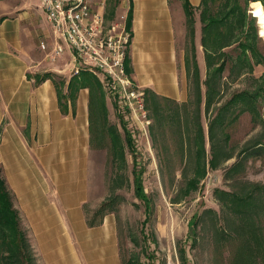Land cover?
I'll return each instance as SVG.
<instances>
[{
	"label": "crops",
	"instance_id": "1",
	"mask_svg": "<svg viewBox=\"0 0 264 264\" xmlns=\"http://www.w3.org/2000/svg\"><path fill=\"white\" fill-rule=\"evenodd\" d=\"M186 1L193 8L194 59L204 78L200 0ZM182 2L118 0L116 4L124 22L131 5L125 71L147 98L169 99L176 104L188 99ZM21 6L0 0V175L12 207L24 221L34 253L43 264H101L106 259L115 264L114 232L103 219L97 226H89L81 211L89 191L87 163L95 150L90 124L93 119L96 125L101 122L94 92L91 98L87 87L79 88L60 104L50 78L34 83L32 75L41 71L29 68L40 58L43 62L37 40L48 38L49 26L38 0L27 1L22 11ZM92 6L104 17L103 1ZM65 55L61 57L62 66H53L58 74L67 72L65 66L70 59ZM93 75L101 85L100 77ZM69 77L60 78L64 95ZM101 89L107 111L102 85ZM60 221L63 225L57 227L59 233L49 235L53 222ZM66 232L69 236L64 237ZM95 237L99 239L96 246Z\"/></svg>",
	"mask_w": 264,
	"mask_h": 264
},
{
	"label": "rangeland",
	"instance_id": "2",
	"mask_svg": "<svg viewBox=\"0 0 264 264\" xmlns=\"http://www.w3.org/2000/svg\"><path fill=\"white\" fill-rule=\"evenodd\" d=\"M11 1L22 5L19 8L22 11L26 8L27 1L36 0ZM89 1L92 5L103 1L104 17L107 22L118 19L119 8H116L118 0ZM247 12L249 17H254L258 37L255 45L264 57V23L262 21L264 11L260 6L251 7L248 4ZM191 40L193 41V38ZM191 40L185 24L183 48L188 96L193 89L189 77L192 67L188 62ZM194 56L196 57V54ZM61 59L55 62L57 66H62L64 61ZM36 62L32 63V68L29 69H38L40 73L49 72L55 81L71 76L74 65L69 60L65 66L67 72L58 74L55 71L56 67H53L55 64L51 66L44 60L43 63L41 58ZM262 69L263 66L254 65L250 74L228 76L227 68H225L222 72L219 102L212 104L207 114H204L203 107L202 109L200 107L199 116L204 141V157L202 158L204 174L199 178L196 189L188 193H185L183 189L194 171V146L189 139L191 131L188 130L192 127L190 112L193 111L194 104L189 103L192 97L189 96L180 104L169 99H155L162 111L158 110V113H154L151 106L146 103L142 88L139 87L143 93L144 108L150 120L144 135L131 120L127 109L117 110L131 134L136 160L144 168L141 179L149 199V211H145L143 203L133 195L131 175L133 163L130 152L124 146V163L118 159H112L108 137L99 130L101 122L99 121L96 125L95 119L92 120L90 140L95 150H92L87 163L89 168L85 178L89 191L81 204V211L87 222L94 221V226H97L103 219L106 226L109 225L114 232L117 254L115 264H125L129 257L136 259L138 264H226L228 251L233 248L226 238V235L230 233L228 221H236L237 218L225 212L215 198L213 190L241 189L242 184L247 181L264 182V87L259 93L257 102L259 118L251 119L247 111L236 114V110L240 109L238 102L225 113L221 124L217 121L211 122V119L216 114L217 108L223 105L231 94L241 90L252 92L253 89L260 87L261 82L255 78ZM202 72H199L200 80L203 79ZM201 88L204 90L203 85H200V91ZM104 98L108 108L105 122L117 129L122 140L123 133L115 108L118 106L105 90ZM232 111L235 114L233 118L231 117L233 113H230ZM210 122L212 128L208 139L206 129ZM257 142L262 144L260 150L253 155H247L250 151L247 148L254 147L253 144ZM242 149H247L246 154H241ZM222 151L223 154L226 153L231 157L224 160ZM213 152L217 153V156L215 166L211 167L208 160ZM236 161H238L236 167L229 169ZM102 203L105 204L101 207ZM261 219L264 221V218ZM188 221H194L191 227ZM53 224L56 227L49 229V235L52 236L59 233L57 229L59 224L63 225L61 221L53 222ZM18 227L24 233L30 247L32 264H43L41 258L38 259L37 254L34 253L24 221L19 219V216ZM66 235L69 236L67 232L63 236ZM98 243L99 239L95 237L94 246ZM181 250L185 254L183 262L180 261L179 256ZM101 264H110V261L106 259Z\"/></svg>",
	"mask_w": 264,
	"mask_h": 264
},
{
	"label": "trees",
	"instance_id": "3",
	"mask_svg": "<svg viewBox=\"0 0 264 264\" xmlns=\"http://www.w3.org/2000/svg\"><path fill=\"white\" fill-rule=\"evenodd\" d=\"M260 6L264 11V0H200L199 4V21L200 27V46L203 52L205 73L204 78L200 80L199 72L194 59L193 41V8L183 0L182 7L185 15V24L188 28L190 36V56L188 62L192 67L189 75L192 81V91L189 93L192 100L189 103L193 105L192 127L189 137L191 144L194 146V171L185 184L183 191L188 193L196 189L199 178L204 174V145L203 131L200 123V104L202 103L203 113L207 114L212 104L220 100V86L222 80V72L227 68L228 76H239L242 74H250L254 65L263 66L260 75L255 78L261 82V86L248 92L241 90L231 94L223 105L217 108L216 114L212 117V121L221 124L222 118L227 111H230L233 105L239 102L240 109L238 112H248L251 119L260 116L258 111V98L260 91L264 87V57L258 52L255 45L258 37L256 35V26L254 17H249L247 6ZM257 8V7H256ZM255 8V9H256ZM256 13V12H255ZM264 23V17H262ZM131 22V5L128 7L125 15V30L128 31L130 37ZM231 46V47H230ZM228 48V50H224ZM224 50V51H223ZM126 60H124L125 64ZM34 83H39L45 79H51L56 89L58 101H65L70 96L71 91L79 88L87 87L90 94L94 97L98 107L100 123V132L106 134L111 149V158L118 159L124 163V146L130 152L132 157V190L134 197L141 201L144 210L149 211V199L142 185L141 174L144 170L140 162L136 160L133 140L121 114L117 111L119 125L123 133V139L119 137L117 129L112 125L106 124V111L103 104V91L97 78L90 72L81 70L69 77L66 83V94L60 92L64 83L61 80L55 81L52 74L43 72L41 74H33ZM30 77V75H29ZM200 85H203V92L200 91ZM188 96V97H189ZM71 97V96H70ZM264 97V96H263ZM148 106L154 113L161 110L154 98L145 97ZM146 104V105H147ZM116 110L118 109L115 106ZM189 113V114H190ZM231 114L233 113L230 112ZM165 115V114H164ZM235 114H232V118ZM169 117H167L168 119ZM259 118V117H258ZM211 122L207 124V137L209 139L212 128ZM180 133V129H178ZM254 147L247 148L250 151L247 155L257 153L262 144L257 142ZM247 149H242L241 154H246ZM222 157L224 160L231 156L226 153ZM217 153L211 154L208 163L214 167ZM238 161L234 162L229 169L236 167ZM241 189H214L213 193L219 204L226 213H230L237 220L228 221L230 233L226 235L227 241L233 247L228 251L226 264H264V182H244ZM105 203L101 204V207ZM209 212V211H208ZM194 221H188L189 226ZM89 226L94 225V221L87 222ZM192 231V230H191ZM222 232H224L222 230ZM144 238V236H143ZM193 238V237H192ZM30 247L25 239L24 233L18 227V216L16 210L12 207L10 195L5 187L4 180L0 175V264H32V257L29 254ZM180 261H185L184 251L181 250ZM34 264V263H33ZM125 264H138L137 260L129 257Z\"/></svg>",
	"mask_w": 264,
	"mask_h": 264
},
{
	"label": "built area",
	"instance_id": "4",
	"mask_svg": "<svg viewBox=\"0 0 264 264\" xmlns=\"http://www.w3.org/2000/svg\"><path fill=\"white\" fill-rule=\"evenodd\" d=\"M39 7L49 26L48 38L37 44L43 60L53 66L67 51L74 63L71 75L85 70L99 76L117 108L127 109L133 123L145 134L150 120L143 93L125 71L130 37L124 16L118 15L107 24L100 9L89 0H39Z\"/></svg>",
	"mask_w": 264,
	"mask_h": 264
}]
</instances>
